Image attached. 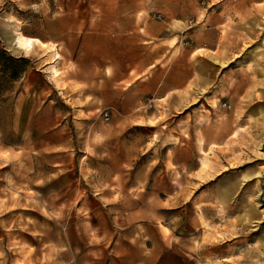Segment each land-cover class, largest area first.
Masks as SVG:
<instances>
[{
  "label": "rangeland",
  "instance_id": "1",
  "mask_svg": "<svg viewBox=\"0 0 264 264\" xmlns=\"http://www.w3.org/2000/svg\"><path fill=\"white\" fill-rule=\"evenodd\" d=\"M21 26L56 63L72 39L112 51L124 93L92 114L55 94L24 148L0 112V264H264V0H0V33ZM161 31L197 46L192 103L133 123L125 65Z\"/></svg>",
  "mask_w": 264,
  "mask_h": 264
},
{
  "label": "crops",
  "instance_id": "2",
  "mask_svg": "<svg viewBox=\"0 0 264 264\" xmlns=\"http://www.w3.org/2000/svg\"><path fill=\"white\" fill-rule=\"evenodd\" d=\"M171 25L170 22L166 23L161 30H169ZM17 33L30 42L20 44ZM148 35V40L143 39L146 44L138 47L141 56L137 61H127L126 72L123 74L127 82V117L132 118L133 123L146 124L148 116H135L134 111L146 109L148 106L152 108L155 102L161 103L163 108L179 113L192 103L193 98V91L188 87L195 82V43L192 41V50L184 58L182 46L178 45L182 32L161 31L159 35L149 32ZM98 37L96 35L94 39ZM155 38L162 41L174 39L175 42L168 47L154 43ZM50 40L54 38L42 36L38 30L33 31L32 28L23 26L14 29L11 34L0 33V51L4 54V62H26L25 67L20 69L0 65L2 86L3 79L6 82L7 78H15L12 80L13 88L0 89V93L5 94L4 101L0 98V112L4 111L5 117L9 112L17 142L21 136V148H24L28 141H32L33 133L38 136L39 109L52 107L50 103L54 102L55 94L60 95L67 103L72 114L78 111L92 114L99 107L117 108L122 102L124 92L119 86L120 66L117 55L114 57L112 51L103 54L100 47L98 52L93 53L92 49H97V46L72 39L73 43L68 42L65 45L62 60L56 63L59 58L57 52L53 51L50 59H47L48 52L45 53L39 45L54 42ZM56 66L62 70V87L55 84L54 76L58 73ZM199 68L201 69V66ZM7 94H12L10 100L7 99ZM131 110L134 112L132 117ZM139 118H142L143 122L135 121ZM1 138L0 135V141Z\"/></svg>",
  "mask_w": 264,
  "mask_h": 264
},
{
  "label": "bare ground",
  "instance_id": "3",
  "mask_svg": "<svg viewBox=\"0 0 264 264\" xmlns=\"http://www.w3.org/2000/svg\"><path fill=\"white\" fill-rule=\"evenodd\" d=\"M17 40L22 45L28 44L30 42L28 39H25L24 36L20 33H17Z\"/></svg>",
  "mask_w": 264,
  "mask_h": 264
},
{
  "label": "built area",
  "instance_id": "4",
  "mask_svg": "<svg viewBox=\"0 0 264 264\" xmlns=\"http://www.w3.org/2000/svg\"><path fill=\"white\" fill-rule=\"evenodd\" d=\"M104 119H105V120H108V119H109L107 113H104Z\"/></svg>",
  "mask_w": 264,
  "mask_h": 264
}]
</instances>
